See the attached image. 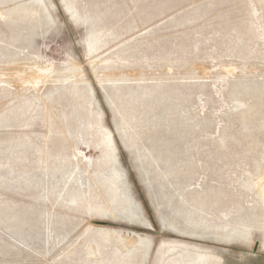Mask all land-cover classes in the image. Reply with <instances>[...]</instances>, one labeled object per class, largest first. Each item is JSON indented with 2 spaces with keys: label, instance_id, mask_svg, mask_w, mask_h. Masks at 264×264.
<instances>
[{
  "label": "rangeland",
  "instance_id": "rangeland-1",
  "mask_svg": "<svg viewBox=\"0 0 264 264\" xmlns=\"http://www.w3.org/2000/svg\"><path fill=\"white\" fill-rule=\"evenodd\" d=\"M0 264H264V0H0Z\"/></svg>",
  "mask_w": 264,
  "mask_h": 264
},
{
  "label": "bare ground",
  "instance_id": "bare-ground-1",
  "mask_svg": "<svg viewBox=\"0 0 264 264\" xmlns=\"http://www.w3.org/2000/svg\"><path fill=\"white\" fill-rule=\"evenodd\" d=\"M95 223V224H94ZM96 223H99V222H95V221H91V224L93 225H100V224H96ZM135 237H138V235H134Z\"/></svg>",
  "mask_w": 264,
  "mask_h": 264
},
{
  "label": "water",
  "instance_id": "water-1",
  "mask_svg": "<svg viewBox=\"0 0 264 264\" xmlns=\"http://www.w3.org/2000/svg\"><path fill=\"white\" fill-rule=\"evenodd\" d=\"M95 224V223H94ZM96 224H100V225H103V224H101V223H96Z\"/></svg>",
  "mask_w": 264,
  "mask_h": 264
}]
</instances>
